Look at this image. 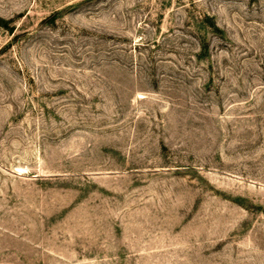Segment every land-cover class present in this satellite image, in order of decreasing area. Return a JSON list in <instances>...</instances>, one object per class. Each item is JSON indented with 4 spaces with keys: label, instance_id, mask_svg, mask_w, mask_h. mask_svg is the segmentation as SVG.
<instances>
[{
    "label": "rangeland",
    "instance_id": "374dc122",
    "mask_svg": "<svg viewBox=\"0 0 264 264\" xmlns=\"http://www.w3.org/2000/svg\"><path fill=\"white\" fill-rule=\"evenodd\" d=\"M0 264H264V0H0Z\"/></svg>",
    "mask_w": 264,
    "mask_h": 264
}]
</instances>
